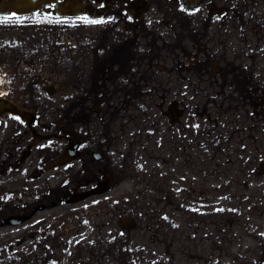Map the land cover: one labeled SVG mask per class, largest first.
<instances>
[{"label": "rangeland", "instance_id": "rangeland-1", "mask_svg": "<svg viewBox=\"0 0 264 264\" xmlns=\"http://www.w3.org/2000/svg\"><path fill=\"white\" fill-rule=\"evenodd\" d=\"M248 1L244 9L251 17L244 22L226 19L223 24L215 17L213 30H208L207 3L201 11L188 12V36L184 31L172 37L165 17L157 16L166 0H152L142 18L149 28L139 42L151 46L171 37L176 48L167 46L165 51L171 48L172 58L183 62L178 66H188L181 93L138 99L129 113V128L121 118L111 134L105 126L95 128L92 133L111 139L109 190L78 203L48 205L18 226L0 224V252L11 246L17 252L45 251L33 239L18 243L24 234H38L43 223L44 230L59 234L54 247L49 242L56 257L41 255L40 260L18 264H264V0ZM48 17L44 12L0 16V94L23 105L48 102V107H57L67 96L63 90L72 85L75 59L89 57L91 21L86 16L55 23L46 22ZM211 50L216 54L208 56ZM195 67L204 69L193 73ZM244 73L249 77L246 85L253 87L245 91L242 105L234 98L231 115L214 102L207 104V99L226 94L219 78L226 84L235 76L240 79L236 85L244 84ZM52 88L61 92L50 96ZM71 101L62 104L68 107ZM189 130L192 137L196 132L200 136L191 146ZM121 132L128 133L123 143ZM1 136L8 137L4 132ZM83 180L50 177L48 184L36 181V188L51 191ZM1 182L18 187L10 179ZM159 190L166 193L162 202ZM198 194L204 195L203 202ZM210 197L224 198L223 210ZM201 209L203 216L197 213ZM2 264L13 263L9 259Z\"/></svg>", "mask_w": 264, "mask_h": 264}, {"label": "flooded vegetation", "instance_id": "flooded-vegetation-1", "mask_svg": "<svg viewBox=\"0 0 264 264\" xmlns=\"http://www.w3.org/2000/svg\"><path fill=\"white\" fill-rule=\"evenodd\" d=\"M130 1L92 0L97 6L108 2L110 7L105 13L94 18L82 14L91 21L88 31L91 41L89 57L75 59L76 62L72 64L75 73L71 78L72 85L65 88L66 91L63 90L67 95L65 101L59 100L57 107L53 108L47 106L48 102L43 105L38 102L32 106L16 102L33 110L35 114L33 124L40 133L55 131L60 137L43 139L34 144L28 154L24 155L32 138V131L27 121L9 112L0 115V224L18 226L29 220L37 211L46 209L48 205L78 203L95 196L92 195L77 202L69 201L76 190L94 187L106 177H109L113 182L107 168L109 164L107 160H110L111 139H103L105 137L92 133V131L96 132L95 128L100 129L101 126H105L108 134H111L113 128L114 131L116 130L114 122L119 118L122 119L123 125L129 128V119H132L129 113H133L138 99L142 97H170L176 96L175 93H181L178 88L182 81H187L188 66L185 68L178 66L180 62L177 63V58H172L174 53L171 48L170 53L165 51L167 46L176 48L175 43L170 41L171 37L164 38L163 41L151 44V46L139 42V38L144 36V31L149 28L142 23V18L150 11L152 0H149L148 10L140 16H133L129 13L127 6ZM222 1L224 4L219 6L214 0L211 2L203 0L193 8H189L183 0H166L168 5L162 6L157 16L165 17L163 24L172 37L176 34L182 36L184 31L188 36V12L201 11L202 5L207 3L210 8L207 10L208 12H205V17H208L207 23H209L206 24V28L209 27L210 31L213 30L210 28L214 24L213 18L215 17H219L223 24L227 22L226 19L237 18L239 20L236 22H240V20L244 22L247 17H251L244 9L249 7L247 6L250 4L248 0H243V2ZM116 6H118V10H114ZM43 12L49 15L45 19L48 23L72 17L59 15L52 9ZM92 21L98 22L93 23ZM128 31L133 32L134 35L130 37ZM156 31L158 30L154 32ZM242 32L244 33V31ZM214 52L211 50L208 56ZM170 57L173 63L168 59ZM167 64L169 68L166 67ZM180 64L182 65L183 62ZM202 69L204 68L195 67L192 71L196 73ZM66 70L69 76L68 67ZM166 70L173 73L164 77L162 73ZM52 77L51 80H55ZM60 92L59 89L49 90V95L54 96ZM185 92L187 94L188 90ZM121 98L124 100L121 101ZM71 99V104L68 107L62 104L66 102L68 104ZM41 106L51 109H41ZM124 129L125 127H122L121 130ZM2 132L4 135L7 134L6 139L2 138ZM127 134L121 132L124 138L121 143ZM70 142L76 145L79 151L77 156L65 164L48 168L47 163L60 154L64 146ZM62 176L83 177L84 180L77 183L69 181L66 185H61L57 187L58 189L51 191L49 187L46 189L36 188L38 184L36 181L43 185L48 184L50 177ZM1 179H10V182L18 184V187L11 189L6 185V182H1ZM93 181L94 184L91 185L90 183ZM53 190L55 191L53 192ZM24 213H28L29 217L22 221L13 220L7 223L6 219L10 215L17 216ZM41 226L38 227V234L35 236L34 234H24L18 243L33 239L42 242L41 245L44 244L43 246L47 247L45 251L43 249L40 251L24 249V251L17 252L11 246L12 250L7 251L9 253L4 250L0 252V264L9 259L13 264H18L20 261L28 263L34 258L40 260L41 255H46L47 259L56 257L55 250L49 251V247H51L49 242L54 247V243L59 240V234L54 230H44ZM6 255H9V258Z\"/></svg>", "mask_w": 264, "mask_h": 264}, {"label": "water", "instance_id": "water-1", "mask_svg": "<svg viewBox=\"0 0 264 264\" xmlns=\"http://www.w3.org/2000/svg\"><path fill=\"white\" fill-rule=\"evenodd\" d=\"M203 0H183V2L189 8H193ZM52 6L54 11L60 15L76 16L81 13H86L90 17H97L103 14L110 6L108 2L104 6H95L92 0H0V15L15 13L18 15L29 14L34 11L45 10L48 11ZM150 5L149 0H131L127 6L129 13L133 16H140L148 10ZM4 112H10L19 115L21 118L27 121L30 129L32 130V139L24 151V155H27L30 147L42 139H48L53 136L59 137L56 132L40 133L34 127L32 122L34 121V112L30 109L15 104L12 100L5 96H0V115ZM79 151L76 145L68 143L63 151L53 158L48 164V167H52L58 164L66 163L72 160ZM110 180L106 177L100 184L87 190L78 191L72 194L69 201H78L84 199L92 194L103 192L109 188ZM28 217V214L9 216L8 222L13 220L22 221Z\"/></svg>", "mask_w": 264, "mask_h": 264}, {"label": "trees", "instance_id": "trees-1", "mask_svg": "<svg viewBox=\"0 0 264 264\" xmlns=\"http://www.w3.org/2000/svg\"><path fill=\"white\" fill-rule=\"evenodd\" d=\"M234 20L235 21H238L239 19H237V18H234ZM240 22H241V20H240ZM257 30V29H256ZM256 33H259V30H257L256 31ZM215 54H216V52H214ZM236 74H238L237 73V71H236ZM202 75V74H201ZM244 76H245V73H244ZM249 77L248 76H245L244 78H243V82H244V84L243 83H238L237 85H236V83L237 82H235V81H239L240 79L239 78H237V77H235V76H233V78H232V80L230 81L229 80V82H227L226 84H224V81H220V80H223L222 78H219V80H217L218 81V83H219V85H225V86H222V90L223 91H225L226 92V94H224V95H222L221 96V98H213V99H207V104H209V103H216L217 104V106H220V108L219 109H221V110H224L225 112H226V114L227 115H231V112H232V110H233V108H234V98H238V102H239V105H242V101H245V99H242V98H244L245 97V91L248 89V88H250V87H253V86H249V85H246V81H247V79H248ZM240 82V81H239ZM228 88H232V89H234V95H233V93L232 92H230V90L228 89ZM237 92H238V94H237ZM257 92H258V90H257ZM236 93V94H235ZM244 94V95H243ZM247 98H251V97H247ZM219 103H222V104H219ZM251 117L253 116L254 117V114L251 112V114H249ZM230 117V116H229ZM193 138H194V142H196V143H198L199 141H200V136H199V133L198 132H196L195 133V135L192 137L191 136V130H189V132H188V142L190 143V146L192 145V141H193ZM179 153V152H178ZM177 153V151H176V155L178 154ZM205 153H207V149H206V152ZM215 154V152H212V155H214ZM205 155V154H204ZM204 155H202L201 157H200V159H202V157L204 156ZM178 156V155H177ZM190 161V160H189ZM189 161H188V163H189ZM163 187H167V186H163ZM163 187H160V188H163ZM188 191H191V189H188ZM159 192H160V194H161V202L163 201V198H164V196H166V193L165 192H163V191H161V190H159ZM190 192H188V195L190 196ZM204 195H202V194H198V196H195V197H198V200L199 199H201V201L203 202L204 201V197H203ZM222 196V195H221ZM209 199H212V200H214V201H217V200H215L214 199V197H210ZM197 200V201H198ZM223 200H224V198H220V200L219 201H217V206H219L220 207V209H218V210H223V207L220 205V203H222L223 202ZM227 200V199H226ZM213 204H215V203H213ZM140 212H142V211H140ZM202 212V214H200ZM198 213V215L199 216H203V213H204V211L201 209L200 210V212H197ZM149 214V211H146L145 212V215H144V213H143V216H145L146 217V219H147V215ZM217 215V214H216ZM144 217V218H145ZM161 218V217H160Z\"/></svg>", "mask_w": 264, "mask_h": 264}, {"label": "snow or ice", "instance_id": "snow-or-ice-1", "mask_svg": "<svg viewBox=\"0 0 264 264\" xmlns=\"http://www.w3.org/2000/svg\"><path fill=\"white\" fill-rule=\"evenodd\" d=\"M93 23H97L98 21H92Z\"/></svg>", "mask_w": 264, "mask_h": 264}]
</instances>
